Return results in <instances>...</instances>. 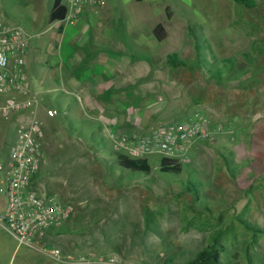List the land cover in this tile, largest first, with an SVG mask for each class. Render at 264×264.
<instances>
[{
	"label": "rangeland",
	"instance_id": "1",
	"mask_svg": "<svg viewBox=\"0 0 264 264\" xmlns=\"http://www.w3.org/2000/svg\"><path fill=\"white\" fill-rule=\"evenodd\" d=\"M251 1L252 8L234 0L88 2L97 13L91 20L84 14L90 33L81 43L66 34L57 41V49L74 52L69 57L75 70H86L103 51L117 61L151 66L148 76L122 93L127 106L120 115L102 111L84 118L74 100L56 91L61 87L53 62L62 53L28 50V80L48 99L0 119V152L7 156L18 129L39 119L45 161L38 187L74 208L65 223L74 233L58 236L60 246H72L78 258L186 264L214 244L222 264H264V0ZM53 2L0 0V14L36 35L51 24ZM158 24L168 27L163 42L153 34ZM48 38L42 37L46 48ZM173 54L185 64H167ZM196 114L225 132L199 144L180 174L162 173L159 156L149 158L150 175L117 165L121 153L112 134H142ZM190 181L198 198L186 191ZM59 263L19 247L0 227V264Z\"/></svg>",
	"mask_w": 264,
	"mask_h": 264
},
{
	"label": "built area",
	"instance_id": "2",
	"mask_svg": "<svg viewBox=\"0 0 264 264\" xmlns=\"http://www.w3.org/2000/svg\"><path fill=\"white\" fill-rule=\"evenodd\" d=\"M101 4H104V0ZM95 4V0L87 3ZM84 0H67V17L63 24H73L77 10ZM34 35L23 27L8 23L0 14V119L29 112L36 98H30V86L26 71V56ZM225 132L223 126L211 127L204 114H196L186 120L170 121L150 129L146 133L126 135L112 134L115 150L131 159H147L159 156L187 162L194 149L201 143L211 142ZM38 118L21 126L15 143L7 156L0 152V227L18 244L40 251L48 257L64 263L59 248L46 246V237L52 229L64 225L74 208L54 194H43L38 187V173L45 161ZM1 142V134H0ZM4 204V206H3ZM46 246V247H42ZM75 264H124L114 257L97 256L94 259L69 257ZM136 264H145L138 262Z\"/></svg>",
	"mask_w": 264,
	"mask_h": 264
},
{
	"label": "crops",
	"instance_id": "3",
	"mask_svg": "<svg viewBox=\"0 0 264 264\" xmlns=\"http://www.w3.org/2000/svg\"><path fill=\"white\" fill-rule=\"evenodd\" d=\"M84 1L85 3L77 10L73 24H63L64 20L51 23L44 31L34 35V38L36 37L37 40L30 42L28 50L30 54L33 50L45 53L44 49L49 50L52 55H56L57 50H59V53H62L61 60L59 59V61L57 60L53 62L57 65L54 68L58 71L60 78L59 84L61 87L60 90L59 87H57L56 91H60L65 96L74 100L76 102L75 107L84 118L90 120L102 111L108 115H120L122 113L120 111L123 110V107L127 106V93L126 95H123L122 93L127 92V87L132 86L133 83L140 82L144 77L148 76L151 72V66L145 63L132 65L131 62L126 60L117 61L103 51L100 54H97L91 64H88V66L85 67L86 70H83L82 72L75 70V65L71 60L72 57H69V55H73L74 52L70 47L66 48L68 54L62 50L63 47L57 49V41L58 39L62 40L64 34H66L70 40L76 43H81L83 41L82 37H84L86 33H90V26L86 27V25L89 24V21L84 19V14H86L91 20V17L93 19L97 13L94 7L88 5V0ZM64 2L67 4V0H64ZM50 16L51 12L49 19ZM61 26L63 29L60 32L59 29ZM165 29L167 31L168 27L166 26ZM45 34L46 36H49L47 39L49 42V48L45 47L46 40L42 39ZM67 57L69 59H67ZM81 60L82 59L78 61L80 62ZM27 64H29L28 58ZM29 86L31 96L36 97V99H48L44 94H40L39 91H33L30 81ZM15 140L16 138L12 141L11 146L15 143ZM73 233L74 231L70 230L64 224L59 228L52 229L46 237V246L57 247L63 252L65 258L64 263L59 264H75L69 262V257L78 258L76 257L77 255L72 252L74 251L72 246L70 248H64L63 245L60 246L57 243L58 236ZM76 242H72V245H77L79 243V241ZM75 251H77V249H75ZM94 257L96 256L91 255L86 257V259H94Z\"/></svg>",
	"mask_w": 264,
	"mask_h": 264
},
{
	"label": "trees",
	"instance_id": "4",
	"mask_svg": "<svg viewBox=\"0 0 264 264\" xmlns=\"http://www.w3.org/2000/svg\"><path fill=\"white\" fill-rule=\"evenodd\" d=\"M137 2H142L143 0H136ZM239 5H244L248 8L254 7L255 3L251 0H234ZM254 3V4H253ZM68 13L67 6L64 0H54L53 6L51 9L50 23L57 21H63L66 19ZM153 34L159 42L164 41L167 38V31L163 24H159L153 31ZM199 50V46L197 47ZM167 64L172 66H181L185 62L179 58L177 54L169 55ZM217 73L215 77H218ZM116 163L117 165L125 170L131 171L132 173H138L143 175H150L152 172V167L147 159H131L122 154H116ZM183 170V164L177 160L163 158L161 159L160 171L162 173H170L178 175ZM196 184L192 181L187 182L186 191L192 194L195 198L199 196V190L195 186ZM221 251L217 248V245L212 244L208 246L197 256L187 262L186 264H222Z\"/></svg>",
	"mask_w": 264,
	"mask_h": 264
}]
</instances>
